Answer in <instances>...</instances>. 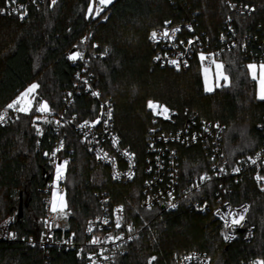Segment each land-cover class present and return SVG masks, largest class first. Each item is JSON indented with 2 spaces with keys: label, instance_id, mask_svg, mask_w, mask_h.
Segmentation results:
<instances>
[{
  "label": "trees",
  "instance_id": "obj_1",
  "mask_svg": "<svg viewBox=\"0 0 264 264\" xmlns=\"http://www.w3.org/2000/svg\"><path fill=\"white\" fill-rule=\"evenodd\" d=\"M6 0H0V4ZM226 0H57L37 9L31 8L20 20L0 16V108L14 99L30 84L32 108L12 125L0 129V221L27 198L22 216L15 219L14 229L35 238L42 231L45 216V176L51 168L45 157L55 135L46 131L37 137L32 129L34 111L42 103L58 112L64 92L71 89L76 64L65 57L79 47L90 26V43L99 45L103 56L90 59L93 84L103 99L114 105V128L120 143L142 161L145 138L151 126L148 100L169 109L188 108L204 119L225 126L222 150L232 164L237 158L253 154L264 142V100L256 96L255 81L250 77L247 61L238 52L223 54L218 61L228 76L212 92L203 89L201 66L192 62L186 71L161 68L152 62L154 47L148 42L152 30L167 20L180 21L195 15L200 30L211 37L220 31ZM243 1L256 8L249 18L235 17L248 30L264 21V0ZM98 2L100 9L90 21L89 6ZM245 27V28H244ZM78 120L94 117L89 97H76L70 113ZM260 126V127H259ZM65 149H71V161L65 173V202L71 213L70 224L77 233L87 218L97 212L94 193L107 190L116 204H122L126 220L137 231L136 239L118 258V264H175L178 254L197 251L209 258V264H239L242 260H264V190L244 180L232 189L234 204L247 202L246 227H252V238L238 236L225 243L220 223L211 213L195 214L185 209L156 215L140 205L142 178L128 184H113L108 169L85 151L70 125L60 133ZM66 152V151H65ZM182 172L199 174L202 152L182 148ZM18 196V201L14 198ZM78 264L75 252L52 249L46 255L37 247L24 243L0 242V264Z\"/></svg>",
  "mask_w": 264,
  "mask_h": 264
},
{
  "label": "built area",
  "instance_id": "obj_2",
  "mask_svg": "<svg viewBox=\"0 0 264 264\" xmlns=\"http://www.w3.org/2000/svg\"><path fill=\"white\" fill-rule=\"evenodd\" d=\"M46 2L53 3L52 0H6L0 4V10H3L0 11V16L22 20L31 8L37 9ZM225 7L226 11L216 37L200 30L195 15L183 17L175 22L167 20L152 30L148 42L154 47L153 64L180 72L186 71L192 62L198 61L201 68L212 69L216 63H220V56L234 52L242 55L248 64L264 62V21L256 22L249 30L244 27L245 31H241L242 28L234 20L235 17L249 18L255 15L256 8L236 0H226ZM92 8L90 21L97 15L96 9H100V4L95 2ZM174 29L179 31L174 32ZM165 31L168 32V37L163 35ZM153 32L157 33L155 39L152 38ZM91 34L89 26L79 47L65 53L67 59L76 52L81 53L82 58L68 59L77 66L72 87L64 92L60 110L56 113L51 110L42 113L37 111V107L31 122L32 127L39 129V132H36L37 137H41L46 131L52 132L56 137L50 150L45 153L52 172L43 189L46 196L43 199L45 216L42 231L37 238L18 233L14 229L17 216L15 206L12 212L0 221V242L24 243L29 247H37L46 255L52 249L64 253L76 251L78 264H118V258L126 253L127 248L136 239L137 231L132 223L126 220L124 206L116 204L107 190L95 191L97 212L86 219L78 233L71 227V213L67 207L64 213L51 210L53 193L63 196L65 200V173L71 161L69 154L72 152L71 149L64 148L60 135L66 124L72 127L86 153L108 169V177L113 184H128L139 176L142 178L140 205L144 210L152 211L156 215L180 209L195 214L211 213L220 223V234L225 243L232 242L238 236L249 241L253 232L252 227L245 225L249 204H234L231 195L234 185L244 180H249L257 189L264 190V179L258 181L256 178L258 175L264 177V142L253 154L241 156L230 164L222 150V137L225 133L223 124L204 119L188 108L177 111L164 104L151 102L158 107L150 108L148 104L152 119L145 138L144 157L140 161L128 147L121 145L114 128L113 102L103 99L93 84L90 59L101 57L104 52L98 51L97 43H90ZM201 54L206 57L204 61L200 59ZM172 60H176L178 66L172 64ZM93 92L100 95L94 96ZM80 94L91 99L95 109L94 117L78 120L75 113L69 114ZM18 97L19 95L0 108V116H3L0 129L12 125L25 113L19 110L20 104L11 109L7 107ZM165 107L169 110L167 116L163 114ZM97 120L99 123H95ZM182 148H195L202 152V160L198 163L201 169L199 174L182 172ZM65 161L67 164L63 177L57 181L56 166ZM237 168L239 172L235 171ZM204 176L209 179L201 180ZM14 200L18 201V196ZM121 206L123 211L117 212ZM245 206L248 210L244 213V221L233 225V217L229 213H242ZM117 216L120 217L119 228L116 227ZM117 236H122L123 239H116ZM93 238L99 242L91 243ZM258 261L246 259L239 264H257ZM44 264L60 263H52L47 258ZM175 264H209V258L203 253L188 251L178 254Z\"/></svg>",
  "mask_w": 264,
  "mask_h": 264
},
{
  "label": "snow or ice",
  "instance_id": "obj_3",
  "mask_svg": "<svg viewBox=\"0 0 264 264\" xmlns=\"http://www.w3.org/2000/svg\"><path fill=\"white\" fill-rule=\"evenodd\" d=\"M13 2H14V0H13ZM52 2H53V4H55L56 0H52ZM111 2H112V0H100V4L101 5H105V6L110 4ZM233 7H234V5H233ZM101 10L102 9H96L97 14H99V12ZM0 11H3V10H0ZM88 11H89L90 14L92 13V11H93L92 6H89ZM21 18H23V17H21ZM173 31L176 32V31H179V29H174ZM163 35L165 37H168L169 34H168L167 31H165L163 33ZM156 36H157V33L153 32L152 33V38L155 39ZM78 57L82 58V54L79 53V52H76V53L71 54L68 57V59L76 60ZM157 59H159V57H157ZM200 59H201V61H204L206 59V57L203 54H201L200 55ZM213 62L215 63V61H213ZM171 63L178 66L176 60H172ZM216 68H217V71H216L215 76H216L217 81H219V80L227 81L228 80V76L223 71V68H224L223 64L217 63L216 64ZM248 69L252 73V78L256 79L257 78V75H256L257 66L255 64H250V65H248ZM204 73H205L206 90L207 91H211L212 89L208 87V70L206 68L204 70ZM259 83H260L259 98L264 100V64H261L259 66ZM37 87H38L37 84H32L24 93L21 94L20 97H18L15 101L10 103L7 107L11 109V108H15L17 104H20L21 108L19 110L23 111L25 113H28L30 111V109H31V104H32V101L29 99V94L33 93L37 89ZM92 95L98 97L100 94L98 92H93ZM149 107L150 108H156L158 106L154 105V104H152L150 102L149 103ZM37 111L42 112V113H47V112L50 111V109H49L47 103H42L38 107ZM168 111L169 110L165 107L163 109V114L165 116H167ZM109 115H110V113H109ZM2 119H3V116H0V120H2ZM85 123L87 124L88 122H85ZM95 123H99V120L95 121ZM83 126L84 125H81V127H83ZM37 131L39 132V129H37ZM52 155L54 156L55 153H53ZM125 155H128V154L125 153ZM253 163H255V161H253ZM66 164H67V161H65L63 164H60V165L56 166V180L57 181H59L63 177ZM235 171L239 172V168L235 169ZM130 178H131V174H130ZM256 178H257L258 181L261 180V179H264V177H260L259 175ZM205 179H209V177H207V176L201 177V180H205ZM169 195H171V194H169ZM51 203H52L51 210L53 212L64 213V210L66 208V203H65V200H64L63 196H58L56 193H53V199H52ZM172 207H175V205H172ZM247 210H248L247 206H245V208H244L242 213H229V215L233 217V219L231 221L232 224L233 225L241 224L242 221H244V219H245L244 213H246ZM116 211L117 212H122L123 211V207L121 206ZM105 223H107V221H105ZM120 226H121L120 225V217L117 216L116 227L119 228ZM89 230L91 231V229H89ZM131 230H132L131 226H129V231H131ZM225 238L227 239L228 237H225ZM109 239H111V237ZM116 239H123V237L122 236H117ZM98 242L99 241L96 238H93V240L91 241V243H93V244H96ZM155 259H156L155 257L151 258V260H155ZM151 260L149 261V264H151ZM257 264H264V260L258 261Z\"/></svg>",
  "mask_w": 264,
  "mask_h": 264
},
{
  "label": "rangeland",
  "instance_id": "obj_4",
  "mask_svg": "<svg viewBox=\"0 0 264 264\" xmlns=\"http://www.w3.org/2000/svg\"><path fill=\"white\" fill-rule=\"evenodd\" d=\"M216 64H217V63H216ZM216 64L213 66L212 69H207V70H208V87L212 89L211 91H207V90H206V86H205V73H204L205 68H202V69H201V77H202V81H203V89H204V91H205L206 93H210V92H212L213 89H214L215 87H218L221 83H223V84H226V83H227V81H225V80H219V81H217L216 76H215L216 71H217ZM250 64H255V65L257 66V70H256L257 78H256V79H253V78H252V73H251V72L249 71V69H248V65H250ZM261 64H264V62L249 63V64L247 65L248 73H249L250 77L255 81V86H256V96H257L258 99H260V98H259V94H260L259 66H260ZM33 84H35V83H33ZM31 85H32V84L28 85V86H27V87H26V88L20 93L19 97H20L21 94L24 93V92H25V91H26ZM34 92H35V91H34ZM34 92H33V93H34ZM33 93H30V94H29V99H30L31 101H33ZM261 100H262V99H261ZM150 102H156V103H158V102L155 101V100H148V101L146 102V109H147V111H149V113L151 114V112H150V110H149V108H148V104H149ZM31 107H32V104H31ZM32 119H33V118H32ZM31 122H32V120H31ZM32 129L34 130L35 133L37 132V128H36V127H32ZM52 199H53V196H52ZM51 207H52V205H51Z\"/></svg>",
  "mask_w": 264,
  "mask_h": 264
},
{
  "label": "water",
  "instance_id": "obj_5",
  "mask_svg": "<svg viewBox=\"0 0 264 264\" xmlns=\"http://www.w3.org/2000/svg\"><path fill=\"white\" fill-rule=\"evenodd\" d=\"M49 174H47L45 176V180L47 181L49 179ZM28 204V199L26 198L23 203L21 202L17 208V218H20L22 216V210H23V207L27 206Z\"/></svg>",
  "mask_w": 264,
  "mask_h": 264
}]
</instances>
